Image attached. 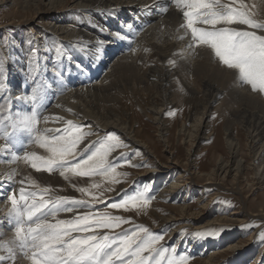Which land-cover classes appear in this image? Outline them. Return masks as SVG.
<instances>
[{
  "label": "bare ground",
  "instance_id": "obj_1",
  "mask_svg": "<svg viewBox=\"0 0 264 264\" xmlns=\"http://www.w3.org/2000/svg\"><path fill=\"white\" fill-rule=\"evenodd\" d=\"M238 1L250 11L251 15L255 17L261 15L260 17L264 18V0ZM200 2L201 0H17L19 10L17 16L27 17L26 19L31 16L29 20H37V26L41 30L47 32L49 30L53 35L59 37H54V42L58 43L60 47L64 46L65 50H69L70 55L56 54L55 57H46L43 61L40 60L37 69L32 66L37 71L35 77L36 82L38 81L37 86L34 85L36 82H31L21 72L22 61L19 62L20 58L18 57L21 51L15 55L11 52L14 59L5 61L6 64H9L3 77V99L0 98V102H5L6 108V111H3L6 117L0 119V124L4 123L3 128L0 127L2 128L0 133H5L0 135V258H2L0 264H32V260L22 259V256L26 254V257H33V250L22 247L24 233H21L19 237L16 234L18 225L15 213L12 211L13 205L8 200L9 195L19 202L18 208H23L25 205L20 201L21 189L25 190L26 195L32 193L28 191L31 188H40L48 189L49 192L62 197L77 198L83 197L91 189L93 185H90L91 182L95 181L93 179L85 180L79 175L72 176L68 174L69 172L61 176L60 173L48 174L42 169L38 171L31 166L34 161L31 157L33 155L39 157L44 151L40 148L36 149L34 146L24 149L27 141L24 142L23 139H29V135L36 132L41 142L48 143L46 147L52 146V143L50 145L49 142L53 138H50L56 134L66 135L67 133L64 132L66 128L72 131L69 124L71 122V125L81 129V133H86L77 144V150L82 151V156H84L83 152L91 145L93 146L98 138L109 133L108 131H115L125 145L123 149L125 154L122 155L124 158H132L133 155L137 154L138 156L139 154L143 155L144 159L138 161V164L146 160L154 164V160L159 156H156L157 144L161 143L163 147L169 148V138L166 137L169 130L166 125V115L170 108L168 85L171 84L177 71L182 72L185 78H201L200 83L205 88L210 101H214L225 90L229 91L234 106L232 116L238 119L237 122L246 135L250 164L248 163L246 168L243 161L238 158V144L232 137V130L229 126V128H225L224 138L231 160L220 161L211 173L196 171L192 163L179 168L177 160H175L176 162H172L164 168L158 166V170H145L135 173L130 178L133 184L137 183L136 190L156 191L155 198H171L179 201L170 206L160 203L153 204L139 219L151 228H159L160 231L170 228L164 241L172 242L173 240L175 243L173 248L181 246L182 242L184 249L196 252L199 257L202 252H206L204 255L202 254L203 258L195 260L196 264H213L220 255H226L223 261L226 264H241L245 258L248 260L251 257L252 253H249L243 260L238 258L242 256L238 255L239 251L244 248L241 243L227 245L221 252L215 251L216 248H213L211 254L206 256L210 250L206 244H203L202 248L196 247L197 244L194 241L184 242L177 236V232L181 228L199 231L224 221H237L240 217V215L237 216L240 214L239 211H233L230 214L231 217H216L199 223L197 217L202 211L209 208V201L202 203L203 205L196 209L197 212H193V207L185 204L188 198H193V196L188 191L181 197L178 195L179 188L186 185L183 173L191 176H200L204 173L206 186L212 185L220 177L224 180L232 173L234 176L240 177L244 175L246 169H249L248 167L252 169L257 167V171L253 173V183H257L260 187L264 185V101L259 93L252 90L247 83H243L237 70L229 69L219 62L210 45L193 39L190 29L186 26L188 18L183 15L185 11H189L190 18L194 21V27L211 31L214 28L224 27L233 30L242 29L238 27L240 25L238 24L240 23L239 17L242 13L236 12L234 9L231 10V7L226 9L229 6L226 4L229 3L226 0H202L203 3L211 5V8L208 9L195 7ZM257 5L263 14L259 13L260 11H255L254 6ZM63 9H66L65 12L62 11ZM211 12L223 15H230L229 12H232L237 20L231 25L219 23L213 26L203 23L205 16L208 19L212 18ZM77 15L81 18L74 19L73 17H77ZM242 16L244 19L247 18L243 14ZM18 25L20 26V24ZM8 26L11 24H7ZM37 26L35 24V27ZM260 31L250 30L257 35H264V32L260 33ZM90 34L93 36L90 37ZM70 41L83 43L73 44ZM6 51L0 47L2 55H5ZM7 54L9 53L7 52ZM53 59L57 61H51ZM45 62L54 64L49 67L45 65ZM102 73L103 76H101ZM100 76L102 78L97 79ZM144 80L150 81L156 86L162 97L161 105L148 108L146 105H141L145 98L138 96L137 92ZM115 81L122 82V85H114ZM141 88L143 89V87ZM113 89L121 95H127L128 105H123L118 109L116 105H113L117 103V97L109 98L110 100L106 102L105 98ZM32 105L36 107L34 112L30 111ZM135 108L143 115L148 113L149 118L151 117V121L157 129V141L150 140L145 132H137L135 129L137 121L134 115ZM30 112L35 114L34 120H30L31 117L28 116ZM7 120L6 124L4 121ZM197 127L199 125H196L195 128ZM20 130L23 131L21 134L24 137L17 139ZM184 133L185 130L182 127L177 134ZM209 135L206 134L197 139L203 141L208 139ZM46 138L47 140H44ZM169 149L167 152L170 155L171 150ZM189 150H187V155L191 156ZM19 153L23 155L21 154V157L18 158ZM120 153L122 152L111 153L105 159V163L113 159L115 161ZM42 156L46 155L42 154ZM136 159L137 157L127 159L128 165L133 166ZM144 165L151 168L148 167V163ZM151 172H156L159 176L151 175ZM174 174H180V178H173ZM80 188L86 189V192H80ZM121 189H123L121 186L115 188L112 194L110 193L111 196H116ZM195 198L198 200V197ZM28 203H31L30 198ZM82 211H88V209L77 208L65 214H57L55 219L49 215L47 219L49 222L68 220ZM207 213L210 215L209 210ZM24 227L26 229L27 225ZM263 262L264 258H261V263ZM255 264L258 262L255 261Z\"/></svg>",
  "mask_w": 264,
  "mask_h": 264
},
{
  "label": "rangeland",
  "instance_id": "obj_2",
  "mask_svg": "<svg viewBox=\"0 0 264 264\" xmlns=\"http://www.w3.org/2000/svg\"><path fill=\"white\" fill-rule=\"evenodd\" d=\"M226 1L229 2L226 3L229 5L226 7V9H228V7H231V10L234 9L236 12L239 11L244 15L245 18L247 17L246 18L247 20L253 21L252 22L253 25L261 26V27H254L251 25L238 23L240 24L238 25V27H241L242 29H236V31H250L251 29H256L258 31L261 30L260 33L264 32V18L260 17L261 15L257 17L251 15L250 11L245 6H242V4L238 0H226ZM0 4H1L0 47H3L4 50L5 49L7 50L5 55H2L0 53V85H1L0 98L2 100L3 99L2 91H4L3 77L4 74L6 73L7 66L9 64V63L6 64L5 61H8L9 59H14V55L18 51L19 52L21 51V53L18 56L20 58L19 62L22 61L21 62L22 68L20 67L21 72H23L24 76L26 78H29L31 82H36L35 77L37 76V71H36L38 66L37 64L43 61L44 58L55 57L57 56L56 54L58 55L66 54L69 56L70 51L65 50L64 46L60 47L58 43L56 44V42H54L55 41L54 37L55 38H59V37L53 35V33H51L49 30L48 32L45 30H41L37 26L38 23L37 20L35 19L29 20L31 16H28V19H26L27 17L24 18L21 16H17L19 13L17 0H9V1L0 0ZM254 8L255 11H260L259 13L263 14V11L259 7V5L254 6ZM65 10L66 9H63L62 11L65 12ZM229 13L230 15L235 17V15L232 12ZM79 17L81 18V16L77 15V17L75 16L73 18L79 19ZM9 23L11 24V26L7 27V24ZM18 24H20V26ZM35 24L37 27H35ZM92 36L93 34H90V37ZM70 42L73 44L83 43V42H72V41ZM7 52L9 54H7ZM11 52L14 53V55L13 54L11 55ZM54 53L55 55H52ZM43 55L46 56L44 57ZM51 61L56 62L57 60L53 59ZM49 62H45V65L52 67L54 63L48 64ZM32 66H34L36 69ZM235 70H237L239 74L238 69ZM174 75L175 76L173 77L171 84L168 85V91L170 93V98H169L170 108L168 110L169 113H172V115H169V113L166 115V125L169 129L166 137L169 138L170 149L165 148V146L163 147V144L158 143L157 149L155 150L157 153L156 156L158 155L159 156L156 160H154L155 161L154 164H152L151 162L149 163L148 160L139 162L138 164V161L144 158L143 155L138 154L137 156V154H135L132 156V158L134 159L135 157H137L136 163L133 166H130L127 163L128 162L127 159H132V158L131 157L124 158L122 156L125 154L123 153V149L125 148V145L122 139L115 131H108L109 133H106L107 134V135L105 134L106 136L104 135L98 138L93 143V146L91 145V147L87 148L83 152L84 156H82L81 154L82 151H80V156L77 157V160L86 159L88 156L93 155L94 153L97 152V150L101 148V145L113 144L115 146L112 147L111 150L108 152L107 157L113 152L121 151L122 153H120L118 158L116 159L117 162L116 160L114 161V159L110 160L108 163H105L103 169L97 170V174L90 176H82L85 178V180L87 179L95 180L96 182L93 181L91 182L90 185L93 184L96 185V187H93L92 185L91 189H89L88 192L85 195H83V197L68 198V200L63 204V206L60 208L57 214H65L66 211H63V208H72V209L87 208L88 211L78 212L68 220H75L78 216H82L84 214H89V213L92 214L93 216L97 214L102 215L107 213L109 216L120 217L122 220L127 221L126 223H121L119 227L113 229L93 228L90 229L88 232H74L72 233L74 237L84 236V235H97V236L108 235L111 239H118L121 236H123L125 232L130 234L132 231H136L139 228H147L148 232L153 235H162V237L164 238L160 239L159 241H157L155 245H153L155 251L148 250L141 253V256L146 258L145 264H156L157 260H159L160 264H196L195 260L197 261V259L203 258V255L206 252H202L203 255L200 254L199 257V255L196 252L193 253L192 251H188L187 249H184L185 247H183V244L181 242L183 240L184 242L194 241L197 244L196 247H201V248L203 247V244L204 245L206 244L207 247L210 248L206 256L211 254L213 248H216L214 249L215 251L221 252L222 250H225L227 245L233 243H241V245L244 248L243 250L241 249L239 253L237 252L238 255H242L241 257H238L239 259L243 260L247 254L252 253L251 257H249L248 260H246L245 258V260L241 264H255V261H257L259 264L261 263V258H264V185L263 187H260L257 185V183L255 182L253 183V176H254L253 173L257 171V167L256 168L254 167L253 168L254 170L248 167L249 169H246L243 176L237 177L234 176V174L232 173L224 180L220 177L218 178L217 181L215 180L212 185L205 186L206 181H205L204 173H211L214 167H216L219 164V162L222 160L223 161L231 160L224 138V133L226 130L225 128H229V126L232 130L231 131L232 137L235 138L238 144V158L243 161L245 167L250 164V156L247 147L246 135L243 128H241L240 125L238 124L237 122L238 119H235L232 116V110L234 109V106L231 102L230 99L231 96L228 93L229 91L225 90L224 93L220 95L218 98H216L214 101H210L208 95L205 92V88L200 83L201 78L198 77L185 78L183 77V73L179 71H177ZM101 76H103V73L101 74ZM101 76L98 77L97 79L102 78ZM31 82L28 83L32 84ZM243 83L245 82L243 81ZM116 84L122 85V82L120 83L119 81H115L114 85ZM34 85L37 86L38 81ZM34 85H33V90H34ZM249 86L251 87V85ZM141 87H143V89ZM139 89L141 91L138 90L137 95L140 97L144 96L145 98V99L143 98L144 99L143 103L141 102L142 106L146 105V107L148 108L152 106L161 105V101H162L161 94L159 93L156 86H154L152 82L146 80L142 81V84L140 85ZM141 92L144 94H142ZM255 92L259 93L264 101V92H261L259 89L255 90ZM137 95L136 97L138 98ZM112 97L113 98L117 97L118 99L117 103L113 105H116L118 109L122 108L123 105H128V102H126L127 101L126 94L121 95L118 92H116L115 89H113V91L109 94V96L105 98L107 99L106 102H108L110 100L109 98ZM35 110H36L35 105H32L30 111L34 112ZM3 111H6L5 102H0V119L2 117L3 118L6 117V114ZM32 112L29 113L28 115L29 117H33L35 115ZM134 113L137 119L136 127H135L137 132L140 133L145 132L146 135L150 137V140L154 142L157 141L156 140L157 129L155 128L156 125L152 123L151 117L149 118L148 113H145L143 115V113H141L137 108H135ZM4 122H6L7 124L8 120ZM3 124H0V127L3 128L4 126ZM196 125H199V127L195 128ZM182 127L185 130V133L182 135L177 134L182 129ZM2 128H0V130H2ZM187 131L190 132L188 133ZM18 133H22V130H20ZM2 134L4 135L5 133H0V135ZM109 134H115L116 139L111 142L108 141L107 137ZM206 134H210L208 136V139H204L203 141L197 139L198 137ZM37 136H39L38 133L36 132L33 133V135H31V137L29 138L26 147L24 149L33 148V146L36 149L37 148L43 149L42 151L44 152L42 154L46 156H42V154H40L39 157H41L42 160H46L51 157V152H48V147H46L48 143H45L44 146L45 149H44L43 146H41L40 144L41 140H39L38 139L39 137ZM56 136H60V135L56 134ZM53 137H51L50 139H52ZM44 140H47V138ZM51 142L52 141L49 142L50 145ZM168 149L171 150L170 155L167 152ZM187 150H189L191 156L187 155ZM46 153H49L50 155ZM21 154L22 153L18 154V158L21 157ZM175 160H177V166L179 168L185 167L188 163H192L196 171L201 170L202 172H204L200 176L197 175L191 176L188 175L187 173H183L182 176L185 175L183 179H186L184 180L186 185L180 187L178 190L179 197H181L182 194L185 195L186 191H188V193L191 196H193V198H188V200L185 202L186 205L193 207V212H197L196 209L201 205H203L202 203L204 202L206 203L209 201L208 204L209 208H207V210L205 211H202L200 215H198L197 217L199 223H203L208 219H214L216 217L219 218L229 217L233 211H239L240 214H238L237 216L240 215V217H238L237 221L234 222L224 221L218 225L215 224L216 226L211 225L212 227L209 226L199 231L198 230L192 231L191 228H181L177 232V236L181 238L180 239L181 246L178 245L179 247L177 246L176 248H173V246L175 245L173 240L172 242L164 241L166 233L170 231L169 230L170 228H168V230L165 231L162 230L160 231L159 228L158 229H156L155 227L151 228V226L147 225L146 223L144 224V222H141L139 218L141 217V215H145L146 211L153 204L157 205L160 203L162 205L170 206L173 204L174 205L177 204L179 201L173 200L171 198H167V199L155 198L156 191L151 192L149 190L148 192H143L140 190H136L135 187L137 186V183L133 184L132 181H130V178H132V176L135 173H141L145 170L148 171L158 170L159 168L158 166L164 168L170 163L176 162ZM37 162L39 161H33V163H37ZM41 162L42 161L38 163V166H40L41 169L43 170V165ZM147 163H148V167L151 168H147L144 165ZM32 165L33 164L31 163V166ZM61 171H62L61 168L57 166H53L50 171H45V172H47L48 174H54V173H60ZM67 173L68 172H66L65 174ZM68 174H71L72 176H76L71 172H69ZM152 174L154 176L157 175L156 172L153 173L151 172V175ZM172 177L175 179L180 178V174H174ZM119 186H121L123 189H121L120 193H118L116 196L112 197L111 194L113 190ZM181 188L183 191L181 190ZM192 188L195 190H193ZM43 190L40 188L39 189L31 188L28 191L32 193L33 192L37 193V198L39 197L40 199V195L43 193ZM43 195L44 198L46 197V199H52V200H55V197H62L58 194H54L49 191H47V193H43ZM195 197H198V200ZM133 198H135L137 202L135 207L131 206V204H129L126 209L124 207H121L119 209H113L110 207L112 203H120L121 201H131ZM75 201H82L84 203L82 204L74 203ZM169 201H171L172 203ZM196 202L198 203V206H196L197 204ZM48 207H51V205H49ZM44 210L45 209H43L42 211ZM208 210L210 212V215H208L207 213ZM55 222L56 221H53L51 223H55ZM141 236H144V234L141 233ZM227 242H229V244H226ZM137 243H140V241H138ZM218 244L220 247L218 246ZM164 250H166L164 256L160 257L159 252ZM27 258L29 261L33 260L32 256L26 257V254H23L22 259H27ZM225 258L226 255H220V257L215 259L216 261L213 264H222ZM125 259L126 260L131 259V257H125ZM115 264H119V262L117 261L115 262Z\"/></svg>",
  "mask_w": 264,
  "mask_h": 264
},
{
  "label": "snow or ice",
  "instance_id": "obj_3",
  "mask_svg": "<svg viewBox=\"0 0 264 264\" xmlns=\"http://www.w3.org/2000/svg\"><path fill=\"white\" fill-rule=\"evenodd\" d=\"M195 7L208 9L211 8V5L203 3L201 0ZM183 15L188 18L186 26L190 29L194 40L210 45L220 63L229 69H238L240 78L251 85L254 91L259 89L264 92V35H257L250 31H236L228 27L214 28L211 31L199 29L194 27V21L190 18L189 11H185ZM210 15L212 18L208 19L205 16L203 23L213 26L219 23L231 25L237 20L232 15L216 12H211ZM239 22L261 27L244 19L242 14L239 17ZM34 119V116L30 118V120ZM69 124L72 131L66 128L64 132L67 135L53 137L52 146L48 147V151L51 152L50 158L42 160L41 157L35 155L31 158L34 161H42L45 171H50L53 166L61 168V176H64L66 172L80 176L97 174V170L104 168L105 158L115 145H101V148L93 155L77 160V157L80 156L77 144L86 133H81L77 126L71 125V122ZM107 139L111 142L116 139V136L109 134ZM45 143L41 142V146H45ZM32 166L38 171L41 170L37 163H33ZM47 191L48 189H44L43 193H47ZM79 191L86 192V189L80 188ZM29 198L31 203H28ZM8 200L13 205L12 211L15 213L18 225L16 234L19 237L21 233H24L22 247L33 250L32 264H115L117 261L119 264H145L146 258L142 257L141 253L148 250L155 251L153 245L163 238L162 235L149 233L147 228H139L130 234L125 232L118 239H111L108 235L74 237L72 235L74 232H88L93 228L113 229L127 221L120 217L109 216L107 213L95 216L89 213L78 216L75 220H56L55 223H51L47 217L51 215L55 219L57 212L68 198L45 199L41 194L40 199L37 200V193L26 195L21 189L20 201L25 205L23 208L17 207L19 202L13 196L9 195ZM74 203L82 204L84 202L75 201ZM136 203V199L133 198L131 201L112 203L110 207L126 209L129 204L135 207ZM49 205L51 207H48ZM43 209L47 210L42 211ZM72 210V208H63V211L66 212ZM38 213L39 215H37ZM25 225H27L26 229ZM141 233L144 236H141ZM138 241L140 243H137ZM165 251H160L159 256L163 257ZM125 257H131V259L126 260ZM156 264H160L159 260L156 261Z\"/></svg>",
  "mask_w": 264,
  "mask_h": 264
}]
</instances>
